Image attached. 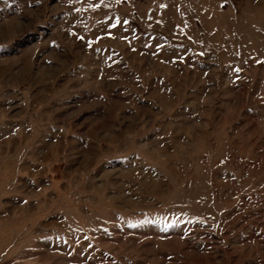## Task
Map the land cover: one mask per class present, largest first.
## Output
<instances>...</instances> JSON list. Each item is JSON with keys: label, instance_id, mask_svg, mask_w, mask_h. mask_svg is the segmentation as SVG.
Segmentation results:
<instances>
[{"label": "rangeland", "instance_id": "1", "mask_svg": "<svg viewBox=\"0 0 264 264\" xmlns=\"http://www.w3.org/2000/svg\"><path fill=\"white\" fill-rule=\"evenodd\" d=\"M0 264H264V0H0Z\"/></svg>", "mask_w": 264, "mask_h": 264}]
</instances>
